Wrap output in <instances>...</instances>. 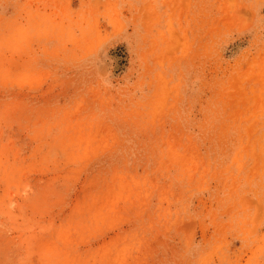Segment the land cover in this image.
I'll return each instance as SVG.
<instances>
[{"label": "rangeland", "instance_id": "1", "mask_svg": "<svg viewBox=\"0 0 264 264\" xmlns=\"http://www.w3.org/2000/svg\"><path fill=\"white\" fill-rule=\"evenodd\" d=\"M0 264H264V0H0Z\"/></svg>", "mask_w": 264, "mask_h": 264}]
</instances>
